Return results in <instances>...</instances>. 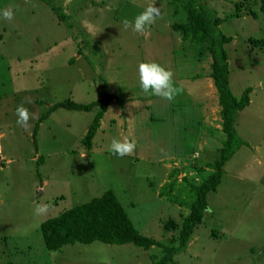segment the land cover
Returning a JSON list of instances; mask_svg holds the SVG:
<instances>
[{"label":"rangeland","instance_id":"1","mask_svg":"<svg viewBox=\"0 0 264 264\" xmlns=\"http://www.w3.org/2000/svg\"><path fill=\"white\" fill-rule=\"evenodd\" d=\"M190 1L207 6L232 38L225 49L233 94L253 92L237 125L249 147L226 165L203 223L174 262L264 264V47L251 42L264 43L261 0H0V9L14 12L0 18V264H152L161 249L99 242L45 249V218L109 190L144 235L176 238L164 226L169 219L181 225L189 210L179 201L189 202L188 185L212 174L209 163L225 140L211 57L199 63L192 52L176 54L182 40L172 26L186 22ZM148 6L159 15L144 32L124 27ZM153 62L172 73L178 91L171 101L139 86L137 66ZM105 90L115 99L91 151L82 141L95 112L59 109L36 129L55 104L95 103ZM19 106L29 113L26 127L17 123ZM125 137L134 151L111 153V140ZM173 181L171 199L162 196ZM40 205L47 206L43 214L36 213Z\"/></svg>","mask_w":264,"mask_h":264},{"label":"trees","instance_id":"2","mask_svg":"<svg viewBox=\"0 0 264 264\" xmlns=\"http://www.w3.org/2000/svg\"><path fill=\"white\" fill-rule=\"evenodd\" d=\"M260 10L264 16V0H261ZM219 24L208 17L207 6H201L199 9L194 5V1H190L187 6L186 22L172 26V30L178 33L182 40V49L176 52L178 56H185L188 52H192L199 63L205 61L206 57L212 59L210 77L218 93L221 107V132L225 136L222 147L217 149L213 162L209 163L213 170L212 174L198 186L188 185L189 202L179 201L178 203V200H172L180 205H186L185 208L189 210L180 226L173 219H169L164 226V232H177L176 238L164 242L144 235L134 225L116 193L109 190L102 197L94 198L86 204L65 209L56 216L45 218L40 225V231L45 249L49 253L60 252L63 248L76 244L91 245L99 242L111 246L132 245L151 253L153 249H161V256L156 254L150 256L152 264H177L174 258L179 252L186 250L194 230L203 223L208 208V196L216 192L221 185L226 165L243 147H249L241 138L237 125L240 113L251 104L250 96L253 89L248 88L241 96L233 94L230 86L229 56L225 49V45L231 43L232 38L217 29ZM251 42L254 46L264 47V43L260 40ZM114 99L115 96L105 90L103 97L95 103L85 105L71 100L57 103L39 119L36 129L38 130L39 125L59 109L95 112V117L82 141L86 149L91 151L102 119ZM34 141L36 144L35 135ZM173 177L174 172L170 175L172 180ZM175 185V181L166 184L162 188L161 195L171 199ZM60 198H56L54 204L64 199L63 196ZM175 242L178 243V247L175 246Z\"/></svg>","mask_w":264,"mask_h":264},{"label":"clouds","instance_id":"3","mask_svg":"<svg viewBox=\"0 0 264 264\" xmlns=\"http://www.w3.org/2000/svg\"><path fill=\"white\" fill-rule=\"evenodd\" d=\"M14 12L11 8L0 9V18L11 20ZM159 15V10L154 6H148L143 12L135 16L131 24L128 20L123 21L125 28L131 26L132 31L142 33L147 26L152 24ZM139 86L144 93H151L171 101L177 94L178 89L173 86L172 73L157 63H140L137 66ZM18 119L17 123L26 127L29 120V113L23 106L16 109ZM136 148L134 141L124 138L123 141L112 139L109 145V151L117 156L131 154ZM47 210L46 205H40L36 209L37 214H43Z\"/></svg>","mask_w":264,"mask_h":264}]
</instances>
